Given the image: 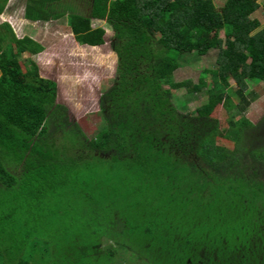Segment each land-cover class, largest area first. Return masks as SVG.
Listing matches in <instances>:
<instances>
[{"label": "trees", "instance_id": "trees-1", "mask_svg": "<svg viewBox=\"0 0 264 264\" xmlns=\"http://www.w3.org/2000/svg\"><path fill=\"white\" fill-rule=\"evenodd\" d=\"M81 1L60 10L62 0H27L23 17L66 16L75 41L92 47L106 36L95 20L114 31L116 77L100 97L105 125L94 136L57 104V82L31 57L21 63L44 46L0 24V185L15 198L25 178L35 191L26 204L42 202L41 191L56 204L49 224L23 201L13 206L18 197L0 200L9 244L0 254L11 264H264V118H245L260 98L247 82L264 84L256 0L219 9L210 0ZM213 50L216 68L197 84L173 82L187 58ZM180 89L205 90L206 101L181 113L172 104ZM14 207L27 211L29 230L21 216L10 224L21 233L7 236L1 223Z\"/></svg>", "mask_w": 264, "mask_h": 264}, {"label": "rangeland", "instance_id": "rangeland-1", "mask_svg": "<svg viewBox=\"0 0 264 264\" xmlns=\"http://www.w3.org/2000/svg\"><path fill=\"white\" fill-rule=\"evenodd\" d=\"M76 1L80 4L84 3L81 0H62L60 10H65L67 7L64 6L66 2L74 4ZM210 1L216 9H219L226 0ZM26 2L27 0H9L5 11L0 14V24L8 23L17 37L30 36L44 46V51L38 55L29 56V54H25L22 56L21 63L24 64L26 59L31 57L37 63L42 77L56 81L58 84L57 104L62 106L64 111L68 110L70 112L72 120L78 123L88 136H94L105 125L100 111V97L111 88L113 80L116 77L118 57L112 49L114 31L107 25L106 21H94L93 25L95 27L106 28L105 44L97 47L80 45L75 41L71 33L70 26L68 25V17L66 16L60 20L47 23H30L25 20L23 16ZM255 2L259 5V10L251 18L259 21L260 27L256 30L258 32L264 28L262 9L264 0H256ZM75 5L77 6V4ZM74 8L77 11L84 10L83 7ZM86 9V12H88L89 8ZM219 37L223 39V34L220 33ZM216 58V50L208 52L204 57L191 56L187 58V61L173 73V82L189 83L191 85L197 84L198 78L203 70L216 68ZM247 86L249 91L256 92L260 98L246 109L245 118L257 124L264 118V93L262 89L264 88V84L247 82ZM211 87L212 84L208 83V88ZM172 97L173 106L179 112L184 113L193 112L206 101L207 95H205V90L199 94L188 95L184 89H180L172 91ZM217 117L224 125V116L222 118L221 113L218 112ZM222 128L224 129V126ZM218 140L220 142H227L223 138H219ZM21 181V192H17L18 196L15 197H18L19 200L15 201L13 206L21 205L19 202L23 201L26 210H31L30 216L41 220V215L45 214V222L51 224L54 219L48 218L56 216V214L51 215L50 212L52 206H56L55 202L48 201L44 198L43 195L46 192L41 191L42 202L34 205L33 201L28 200L29 202L26 204L25 194L35 191L31 185L26 186V184H29L28 180L24 178ZM4 188H6L4 185H0V200L13 201L15 199L14 192L9 193ZM4 207L7 208L8 206L5 204L0 205L1 214L6 211V209H2ZM44 209L46 211H43ZM14 210L15 212L12 214L13 218L1 223L4 233L7 236L13 235V232L17 234L21 233L22 228H18V225L10 226V224L17 221L21 216H23L22 219L26 222L23 220L20 222L24 224L26 230H29V216L27 211L22 215L18 207H14ZM36 226L40 227L41 225L36 224ZM26 230H24L25 234L27 232ZM46 230L47 233L53 232L51 225ZM1 237L5 238V236L0 235V249L5 252L8 250L9 244L6 243L7 240L6 242L3 241ZM4 252L3 254H6ZM8 258V256L0 254V264H11ZM119 264H135V262L134 259L133 263L129 259H125V261H120Z\"/></svg>", "mask_w": 264, "mask_h": 264}, {"label": "crops", "instance_id": "crops-1", "mask_svg": "<svg viewBox=\"0 0 264 264\" xmlns=\"http://www.w3.org/2000/svg\"><path fill=\"white\" fill-rule=\"evenodd\" d=\"M26 20V19H25ZM28 22H30V23H35V22H31V21H29V20H27ZM93 27H95L94 25H93Z\"/></svg>", "mask_w": 264, "mask_h": 264}, {"label": "clouds", "instance_id": "clouds-1", "mask_svg": "<svg viewBox=\"0 0 264 264\" xmlns=\"http://www.w3.org/2000/svg\"><path fill=\"white\" fill-rule=\"evenodd\" d=\"M95 21H97V20H95ZM94 28H96V27H94ZM105 30H106V28H104Z\"/></svg>", "mask_w": 264, "mask_h": 264}]
</instances>
